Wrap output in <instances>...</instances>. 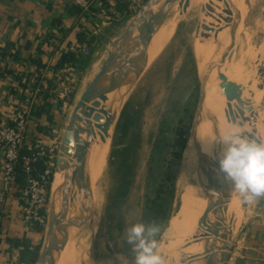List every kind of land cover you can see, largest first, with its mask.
<instances>
[{
    "label": "rangeland",
    "instance_id": "rangeland-1",
    "mask_svg": "<svg viewBox=\"0 0 264 264\" xmlns=\"http://www.w3.org/2000/svg\"><path fill=\"white\" fill-rule=\"evenodd\" d=\"M205 2L206 11L207 0ZM243 2V28L237 33L228 56L236 63L250 48L258 52L264 50V25H261L264 24V0ZM136 12L137 10L134 13ZM200 13L201 6L196 2L176 19L173 34L171 35L172 28L168 34L171 37L126 97L111 137H108L107 161L95 183L96 233L92 264H135L130 246L125 242V229L140 220L146 223L156 220L161 223L157 250L164 257L159 248L167 242L165 233L176 211L177 197L181 192L180 180L186 167L189 135L199 100L201 62L197 57L195 41ZM206 26L209 30L207 24ZM108 46L109 44L105 46V51ZM103 54L102 51L100 55ZM263 54L264 52L262 56ZM263 59L264 57L262 61ZM228 65L222 70L220 79ZM93 71L90 70L83 82L71 84L68 88L71 98L67 100L68 119ZM178 129L188 131L183 148H176L174 145ZM208 129L200 131L197 136L201 151L207 156L209 149L203 143L207 141L202 139L208 137ZM57 150L55 154L58 158L59 148ZM159 188L157 203L161 204V210L156 216H148L147 207L156 198ZM51 192L52 190L50 199ZM232 192L241 201L243 218L235 228L239 230L263 207L264 199L249 203L234 188ZM47 214L46 222L39 227L43 233L41 247L47 230ZM229 219L227 225H231L232 219ZM227 227L230 229L231 226ZM184 238L183 235L179 238L180 244Z\"/></svg>",
    "mask_w": 264,
    "mask_h": 264
},
{
    "label": "water",
    "instance_id": "water-1",
    "mask_svg": "<svg viewBox=\"0 0 264 264\" xmlns=\"http://www.w3.org/2000/svg\"><path fill=\"white\" fill-rule=\"evenodd\" d=\"M240 0H222L221 19L212 42L210 60L200 70L199 100L189 135V148L196 156L194 172L211 177L206 188L207 211L200 220V231L195 243H202L200 254L183 255L180 262L191 264H226L232 241V229L227 227L226 216L232 190L220 182L219 157L222 145L216 141L213 156L201 152L197 129L207 114L205 107L209 78L216 71L221 76L224 55L232 50L241 21ZM198 0H147L126 22L120 34L104 52L99 67L86 84L74 105L59 146L55 173L63 181L51 192L47 214V230L36 264H92L95 243V199L90 173V159L99 137H111L127 95L136 86L148 66V48L162 26L187 12ZM264 71V67H262ZM262 84H260V87ZM228 100L242 104L240 86L228 81L222 83ZM228 103V113L232 114ZM232 116V120L235 118ZM244 119H248L242 114ZM217 125V122H216ZM255 130V129H254ZM220 130H216V139ZM187 150V151H188ZM215 160L217 166H212ZM182 192L176 201V211L182 204ZM220 196L214 202L213 195ZM175 211V213H176ZM234 216L231 215V219Z\"/></svg>",
    "mask_w": 264,
    "mask_h": 264
},
{
    "label": "crops",
    "instance_id": "crops-1",
    "mask_svg": "<svg viewBox=\"0 0 264 264\" xmlns=\"http://www.w3.org/2000/svg\"><path fill=\"white\" fill-rule=\"evenodd\" d=\"M131 16L126 0H0V108L6 122L17 109L30 110L24 153L38 141L58 151L69 121L68 88L94 70ZM84 46L88 54L82 53ZM68 54L74 59L63 61ZM37 167L41 172L45 165ZM3 171L0 150V189ZM24 182L18 166L17 184ZM39 227L23 222L14 189L0 224V264H29L21 261V251L24 243L32 250L42 243ZM226 264H264V205L233 230Z\"/></svg>",
    "mask_w": 264,
    "mask_h": 264
},
{
    "label": "bare ground",
    "instance_id": "bare-ground-1",
    "mask_svg": "<svg viewBox=\"0 0 264 264\" xmlns=\"http://www.w3.org/2000/svg\"><path fill=\"white\" fill-rule=\"evenodd\" d=\"M198 3L201 6V13L196 27L195 47L198 49L196 51H198V60L201 62L200 68L203 69L210 60L213 48L212 42L218 29L217 21L218 19H221L220 16L222 14L223 3L222 0H207L206 11L205 0H198ZM239 7L241 11V21L238 25L237 33L241 32L243 28L242 20L245 12L243 0L239 1ZM262 16L264 17V15ZM175 24L176 19L166 22L152 38L148 48V65L157 57L168 39L173 34ZM206 24L208 25L209 30L207 29ZM171 29L172 33L168 36ZM245 36L246 38L248 37L247 35ZM247 40H249V37ZM249 44L251 45V42H249ZM206 49H208L207 52ZM262 52H264V50L258 52V50L254 51V49L250 48L247 52H244L243 56H241L242 58L237 61V63L233 61L232 58H228L231 51L224 55L222 70L228 64L229 65L223 71L221 79L218 78L216 71H213L210 75L209 91L205 103L207 114L198 126L197 136L200 131H206L208 127L210 132L207 133L209 134L207 138L211 139H216L217 128L220 130V138L224 137L233 130L239 129L249 137L255 138L258 141H264V71H262V67H264V59L262 61V57H264V54L262 56ZM254 62L255 65H252ZM99 64L100 63H98L97 67L94 69L92 76L99 67ZM223 81L233 82L240 86L239 95L242 99V104H239L236 99H227V96L223 93ZM260 84H262L261 87ZM228 103L231 104L232 114L226 111L228 110ZM242 114H244L248 119H244ZM231 115L235 118L234 120H232ZM108 142V137L105 140H102V138L99 137L92 149L90 173L95 200V183L99 179L107 161L109 149ZM203 143L209 149L208 156L212 157L216 142L209 144L208 142L203 141ZM211 163L212 166H217V162L215 160H212ZM195 165L196 156L194 157L191 150H188L186 153V167L180 180L182 204L171 218L170 225L166 230L165 236L167 238V242L159 248L160 252L164 254V264H166V262L168 264H183L180 262V259L186 254H188V261H192L193 256L191 254H200L203 250L202 243H195L194 237L201 230L199 223L204 212L207 211L206 188H208L211 184V177L203 175L199 179L198 174L194 172ZM63 179L64 178L61 173H55L52 182V190H54L63 181ZM220 182L223 185L226 184L227 187L229 186L231 190L233 189L230 182L224 178V175L221 177ZM233 195L228 203L226 216V224L230 216H234L232 221L230 220L231 218L229 219L231 221V225H227L231 226L230 228L232 229V232L236 226L241 224L240 222L243 218L241 201L238 197ZM213 198L216 203L218 202L220 196L218 194H214ZM182 227L184 229H182ZM182 235L185 236V238L182 241V244H180L179 238H181ZM191 264H202V262L195 261Z\"/></svg>",
    "mask_w": 264,
    "mask_h": 264
},
{
    "label": "built area",
    "instance_id": "built-area-1",
    "mask_svg": "<svg viewBox=\"0 0 264 264\" xmlns=\"http://www.w3.org/2000/svg\"><path fill=\"white\" fill-rule=\"evenodd\" d=\"M126 1L129 11L134 13L147 0ZM77 2L83 3V0ZM81 51L88 54L90 48L84 46ZM30 117V110L19 108L6 122L0 108V150L4 163L0 189V224L7 195L16 188L22 205L23 222L27 225H43L46 222L57 155L41 141L36 143L30 153L23 152ZM38 162L45 165L41 172L37 167ZM18 166L25 175V182L21 186L17 184Z\"/></svg>",
    "mask_w": 264,
    "mask_h": 264
},
{
    "label": "clouds",
    "instance_id": "clouds-1",
    "mask_svg": "<svg viewBox=\"0 0 264 264\" xmlns=\"http://www.w3.org/2000/svg\"><path fill=\"white\" fill-rule=\"evenodd\" d=\"M202 140L223 145L220 172L245 202L264 199V141L249 137L239 129L222 138ZM161 227L156 220L147 223L140 220L126 227L125 242L130 246L135 264H164L157 250Z\"/></svg>",
    "mask_w": 264,
    "mask_h": 264
},
{
    "label": "trees",
    "instance_id": "trees-1",
    "mask_svg": "<svg viewBox=\"0 0 264 264\" xmlns=\"http://www.w3.org/2000/svg\"><path fill=\"white\" fill-rule=\"evenodd\" d=\"M73 59V55L68 54L67 57L63 59V61H72ZM67 99H71L70 95H68ZM177 132L178 136L174 140V145L176 148H183L187 142L188 131L184 129H178ZM23 176L25 175L23 174ZM160 189L161 188H159L157 191L156 198L152 199L151 204L147 207L148 216H156L161 210V204L157 203L159 199L158 195H160ZM40 249L41 245H38L34 250H32L28 243H24V248L21 251V261L24 263L36 264L39 257Z\"/></svg>",
    "mask_w": 264,
    "mask_h": 264
}]
</instances>
